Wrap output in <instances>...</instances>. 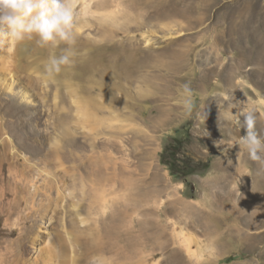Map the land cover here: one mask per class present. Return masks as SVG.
<instances>
[{"label":"rangeland","instance_id":"rangeland-1","mask_svg":"<svg viewBox=\"0 0 264 264\" xmlns=\"http://www.w3.org/2000/svg\"><path fill=\"white\" fill-rule=\"evenodd\" d=\"M74 3L56 83L33 70L51 49L0 46V198L25 202L0 264H264V164L235 115L264 140V0Z\"/></svg>","mask_w":264,"mask_h":264},{"label":"clouds","instance_id":"clouds-1","mask_svg":"<svg viewBox=\"0 0 264 264\" xmlns=\"http://www.w3.org/2000/svg\"><path fill=\"white\" fill-rule=\"evenodd\" d=\"M79 17L74 0H0V46L34 44L39 49H51L47 59L33 70L56 83L57 76L73 67L81 55L75 47ZM179 95L184 109L190 111L193 92L188 83L181 85ZM245 104L237 101L239 111L235 115L245 133L239 143L250 159L264 164V140L255 131L253 110Z\"/></svg>","mask_w":264,"mask_h":264},{"label":"bare ground","instance_id":"bare-ground-1","mask_svg":"<svg viewBox=\"0 0 264 264\" xmlns=\"http://www.w3.org/2000/svg\"><path fill=\"white\" fill-rule=\"evenodd\" d=\"M112 18V17H111ZM80 111V110H79ZM86 111L87 110H85V112H81L80 114H81V119H80V121L82 120V118H85L86 119V116H87V114H86ZM79 115V114H78ZM77 117H80V116H77ZM87 120V119H86ZM83 121H84V119H83ZM91 132V131H90ZM97 168H101V166H96ZM74 187L76 188V186H77V180H76V178L74 177ZM33 181V180H32ZM31 181V182H32ZM79 181V180H78ZM6 182V181H5ZM4 183V182H3ZM82 183V184H81ZM81 183L80 184H78V185H81V186H79V187H77L76 189H78V190H80L81 192V194H82V196L83 195H85L84 194V187H83V182L81 181ZM85 186V185H84ZM82 187V188H81ZM81 188V189H80ZM86 188V187H85ZM75 189V190H76ZM77 191V190H76ZM132 191V190H131ZM85 192H86V190H85ZM95 194H96V196H93V197H96L95 199H99V198H101L100 197V194L99 193H97V192H99L98 190H95ZM87 193V192H86ZM94 194V195H95ZM90 195V194H89ZM10 197V195L8 194V193H6L5 195L3 194V198H0V220L2 219L1 217H2V215L1 214H4L6 217H7V219H11V218H13V216H15V214H18V213H21V211H23V210H21V208H23V206L25 205V202L21 199L20 201H14L13 202V200L11 201V202H7V200H8V198ZM85 197H89L90 198V196H85ZM31 198L32 199H35L36 198V193L35 194H33V193H31ZM31 199V200H32ZM91 200H92V198H91ZM31 203H33V200H32V202ZM244 204H248V203H244ZM35 206V205H34ZM31 207V206H30ZM36 209V208H35ZM34 211V210H33ZM211 219L212 220H214V222H215V224H216V227H215V231H218L220 228H223L224 226V224H226L227 223V221H226V219H218V218H216V217H211ZM262 220H264V218H260L258 221H260V224H262ZM1 235H4L5 237H7V236H13V235H15V230H12V229H7V232H4V230H1L0 231V236ZM34 239V238H33ZM195 254V253H194ZM43 257V256H42ZM50 257H51V254H50ZM47 258V257H46ZM37 259V258H36ZM54 259V258H53Z\"/></svg>","mask_w":264,"mask_h":264},{"label":"water","instance_id":"water-1","mask_svg":"<svg viewBox=\"0 0 264 264\" xmlns=\"http://www.w3.org/2000/svg\"><path fill=\"white\" fill-rule=\"evenodd\" d=\"M196 191H197V187H196V185L193 184L192 185V192L195 193Z\"/></svg>","mask_w":264,"mask_h":264}]
</instances>
